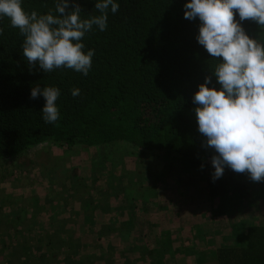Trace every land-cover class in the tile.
Masks as SVG:
<instances>
[{"label": "trees", "instance_id": "obj_1", "mask_svg": "<svg viewBox=\"0 0 264 264\" xmlns=\"http://www.w3.org/2000/svg\"><path fill=\"white\" fill-rule=\"evenodd\" d=\"M77 2L82 18L99 14L94 7L96 0ZM115 2L120 7L115 14L109 10L107 29L99 31L94 26L83 40L85 52L95 50L86 76L66 68L45 73L38 64L30 71L23 57L24 37L7 18L0 20V157L16 158L48 141L86 148L126 142L143 152L188 158V176L213 205L219 201L224 208L233 201L239 207L253 195L264 204V181L254 182L247 173L225 167L223 176L213 181L215 169L209 161L215 153L203 146L205 138L198 131L193 97L212 74L209 65L216 62L198 43L199 19L184 18V5L189 0ZM22 4L28 12L56 14L55 0H22ZM243 27L252 37L260 38L262 30L256 23L244 21ZM37 85L61 90L57 101L61 115L55 124L43 120L44 97L30 98ZM209 87L220 88L215 76ZM73 88H79L81 94L73 97ZM131 224L126 221L109 230H121L130 237ZM170 234L168 231V238L157 243L147 238L143 251H139L140 245L130 243L127 257L140 252L145 264H165L177 251ZM40 245L33 249L24 246L18 264H26L22 261L26 256L29 262L45 261L58 251L51 237ZM71 247L70 260L95 264L77 259L79 254ZM214 254L217 264H264V223L249 222L244 229L233 223ZM16 258V251L10 253L7 264Z\"/></svg>", "mask_w": 264, "mask_h": 264}, {"label": "rangeland", "instance_id": "obj_2", "mask_svg": "<svg viewBox=\"0 0 264 264\" xmlns=\"http://www.w3.org/2000/svg\"><path fill=\"white\" fill-rule=\"evenodd\" d=\"M190 171L184 156L126 142L86 148L48 141L16 158L0 157V264L15 251L18 264L24 246L40 248L49 237L57 253L45 261L22 257L23 263L77 264L70 260L73 245L77 259L95 264H145L140 252L127 257L130 243L143 251L147 238L157 243L168 231L177 251L165 264H217L215 247L231 225L264 223V204L253 195L240 208L233 201L213 205ZM126 221L130 237L109 230Z\"/></svg>", "mask_w": 264, "mask_h": 264}, {"label": "clouds", "instance_id": "obj_3", "mask_svg": "<svg viewBox=\"0 0 264 264\" xmlns=\"http://www.w3.org/2000/svg\"><path fill=\"white\" fill-rule=\"evenodd\" d=\"M98 15L82 18L77 0H55V13L28 12L22 0H0V20L24 37L23 57L29 70L36 65L45 73L71 69L88 75L94 49L85 52L83 40L94 26L108 27L109 10L115 14V0H96ZM184 18L200 21L198 43L212 61L211 75L193 97L198 131L205 138L204 147L214 150L211 163L213 181L223 176L225 167L247 173L254 182L264 181V0H189ZM238 13L239 20L236 19ZM244 21L256 23L262 30L254 38L243 27ZM3 28H0V35ZM215 76L220 88L209 87ZM73 97L81 94L71 90ZM43 96V120L55 124L60 119L57 101L61 90L39 85L31 90V99ZM203 167V165L201 166Z\"/></svg>", "mask_w": 264, "mask_h": 264}]
</instances>
